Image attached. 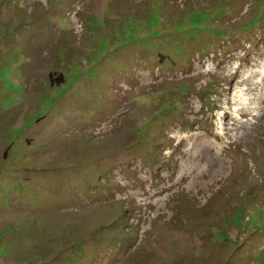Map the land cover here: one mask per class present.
Returning a JSON list of instances; mask_svg holds the SVG:
<instances>
[{
  "label": "rangeland",
  "instance_id": "rangeland-1",
  "mask_svg": "<svg viewBox=\"0 0 264 264\" xmlns=\"http://www.w3.org/2000/svg\"><path fill=\"white\" fill-rule=\"evenodd\" d=\"M250 46L264 0H0V264H264V110L174 184Z\"/></svg>",
  "mask_w": 264,
  "mask_h": 264
},
{
  "label": "bare ground",
  "instance_id": "bare-ground-1",
  "mask_svg": "<svg viewBox=\"0 0 264 264\" xmlns=\"http://www.w3.org/2000/svg\"><path fill=\"white\" fill-rule=\"evenodd\" d=\"M251 48L252 46L247 50L249 51L248 53L244 52L243 56L238 54L235 57L236 60L231 64L226 63L224 74H226L227 77L234 74L235 80L231 92L229 94H224L221 101V110H218L216 114L217 127L215 129V136L209 138L206 134L193 133L189 141L184 138L180 142V146L184 147L180 150V158H184L185 161L183 160L179 166V177L174 184L188 178L189 183L187 188L196 187V194H202L204 191L211 190L215 187V189L212 190V194L209 195V199L218 192L223 191L232 174L230 173L231 170L227 171L226 168V158L228 157L227 152L229 150L227 145L232 142L238 145L248 134L249 128L247 124L249 122L250 124L255 123V119L260 116L261 112L264 110V46L257 49L258 54L254 53L256 50L255 48L253 51ZM249 55L250 57H247ZM209 68L210 65L207 64L206 69ZM119 88L117 94L125 98L132 90L130 79H124L123 86L121 85ZM114 119L115 118H111V121H109L110 125L108 123L105 124L106 129H111ZM242 129L243 132L239 135V130ZM116 130H118V127ZM233 131H236V134L229 135V132ZM191 140L192 145L189 147L188 142ZM174 153H176V150L173 151L169 158H173ZM206 153H209L212 158H210V156L207 158L208 155ZM204 160L205 162H203ZM188 161H193L194 164L187 165ZM200 162L205 165H203V167L201 166V170H198L196 163ZM214 162L216 165H214ZM210 165L212 168L213 166L215 167L209 170ZM171 177L172 175L168 174L165 176V179L169 180ZM152 186L153 183L150 184V187ZM180 191L179 189L177 193ZM152 194L153 192L150 191V195ZM191 197L194 200V196ZM147 203L148 202H145V205Z\"/></svg>",
  "mask_w": 264,
  "mask_h": 264
}]
</instances>
